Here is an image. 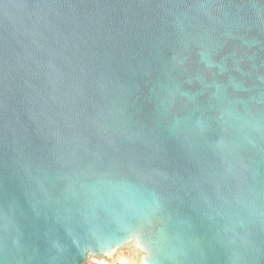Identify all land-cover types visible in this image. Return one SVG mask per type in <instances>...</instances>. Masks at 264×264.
I'll list each match as a JSON object with an SVG mask.
<instances>
[{"label":"water","instance_id":"obj_1","mask_svg":"<svg viewBox=\"0 0 264 264\" xmlns=\"http://www.w3.org/2000/svg\"><path fill=\"white\" fill-rule=\"evenodd\" d=\"M121 200L264 264V0H0V264H85Z\"/></svg>","mask_w":264,"mask_h":264},{"label":"clouds","instance_id":"obj_2","mask_svg":"<svg viewBox=\"0 0 264 264\" xmlns=\"http://www.w3.org/2000/svg\"><path fill=\"white\" fill-rule=\"evenodd\" d=\"M121 205L119 212L111 213L114 234L92 233L94 246L83 249L85 264H162L163 259H167L168 264H179L178 248L170 243L167 247H159L145 235V228L149 231L154 228L153 217L158 209L124 200H121ZM130 217L136 218L141 226H125ZM158 231L168 240L163 229ZM127 247L133 249L130 257L121 251Z\"/></svg>","mask_w":264,"mask_h":264}]
</instances>
